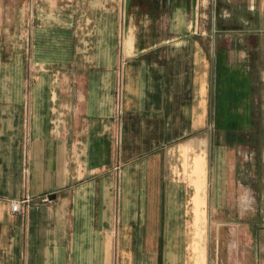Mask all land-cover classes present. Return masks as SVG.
I'll return each mask as SVG.
<instances>
[{"label":"crops","instance_id":"1","mask_svg":"<svg viewBox=\"0 0 264 264\" xmlns=\"http://www.w3.org/2000/svg\"><path fill=\"white\" fill-rule=\"evenodd\" d=\"M181 8L172 36L103 6L0 53V264H264V0L241 38Z\"/></svg>","mask_w":264,"mask_h":264},{"label":"rangeland","instance_id":"2","mask_svg":"<svg viewBox=\"0 0 264 264\" xmlns=\"http://www.w3.org/2000/svg\"><path fill=\"white\" fill-rule=\"evenodd\" d=\"M168 1L164 0L161 5L156 3L157 8L155 9L141 7L140 0H132L131 7L140 13L141 10H146L149 17L153 16L154 20L152 21L156 22L157 28L156 36H172L174 34L169 32L168 26L172 22L174 7L178 5H170ZM245 2L246 0H236V8L233 9V1L229 3L225 0H197L196 9L192 14L191 0H184L180 16L183 24L181 33L189 32L190 28L196 32L195 36L210 37L214 24L215 31L223 26L225 30L236 31L233 37L241 38L243 35L242 11ZM147 4L149 5V3ZM103 6L108 10L106 12L109 16H107L108 20L109 12H114L118 8H120L118 11H121L120 22L124 24V20L128 19L129 14L125 15V0H0V53L9 49L11 55H16L17 58L20 45L22 46L21 37L25 35L27 55L31 58L35 28L41 21L47 20V16L52 15L57 18L55 15L73 12L76 22L96 21L98 8H103ZM163 13L164 15H162ZM235 13L240 14V18L236 17ZM136 16L138 15L134 12L132 16V25L134 26H138L137 21L140 19ZM141 21H143L142 24L147 22L144 18H141ZM142 24H139L137 28H141Z\"/></svg>","mask_w":264,"mask_h":264},{"label":"flooded vegetation","instance_id":"3","mask_svg":"<svg viewBox=\"0 0 264 264\" xmlns=\"http://www.w3.org/2000/svg\"><path fill=\"white\" fill-rule=\"evenodd\" d=\"M163 1L164 0H155V1L154 0H140V5L141 7H152L156 9L157 8L156 3L161 5L163 4ZM168 2L170 3V5L173 4V5H178L179 7H182L184 0H169ZM147 3H149V5Z\"/></svg>","mask_w":264,"mask_h":264},{"label":"built area","instance_id":"4","mask_svg":"<svg viewBox=\"0 0 264 264\" xmlns=\"http://www.w3.org/2000/svg\"><path fill=\"white\" fill-rule=\"evenodd\" d=\"M38 200H39L40 204H45V203H48L50 201L48 196H42ZM32 201H33L32 199L26 198L22 201L14 202L12 204V210L16 212L21 208V206H26V205L30 204Z\"/></svg>","mask_w":264,"mask_h":264},{"label":"water","instance_id":"5","mask_svg":"<svg viewBox=\"0 0 264 264\" xmlns=\"http://www.w3.org/2000/svg\"><path fill=\"white\" fill-rule=\"evenodd\" d=\"M131 2H132V0H125V15L126 16L128 15V12L130 10ZM196 2H197V0H191L192 14L194 13V11L196 9Z\"/></svg>","mask_w":264,"mask_h":264}]
</instances>
